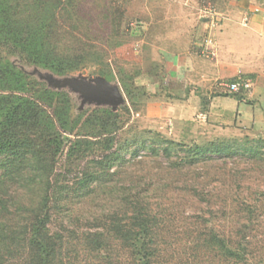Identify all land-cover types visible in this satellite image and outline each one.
I'll return each instance as SVG.
<instances>
[{
  "label": "rangeland",
  "instance_id": "1",
  "mask_svg": "<svg viewBox=\"0 0 264 264\" xmlns=\"http://www.w3.org/2000/svg\"><path fill=\"white\" fill-rule=\"evenodd\" d=\"M110 1L74 0L59 15L57 47L70 58L80 54L82 67L71 75L93 78L99 68H106L115 76L129 107L118 110L121 128L115 147H128L108 175L87 186L80 180L92 170L90 159L99 157L100 149L83 159H67L64 154L56 159L51 177L64 188L51 212L50 230L62 237L54 264H136L113 235L106 236L103 250L94 249L86 237L106 229L111 220L124 218L137 197L148 205L154 226L153 264H236L208 241L211 232L243 249L246 264H264V76L254 92L247 78L236 75L248 80L250 87L237 92L241 98L232 101L225 86L232 80L211 89L181 74L172 79L168 73L174 54L190 50L211 56L205 43L212 40L220 19L216 14L227 0H115L114 21L103 13ZM249 1L264 10V0ZM16 63L32 69L22 60ZM121 79L134 89L131 99ZM192 89L197 98L188 100L190 107L182 116L167 110L164 102L153 104L158 95L167 102L166 93L174 90L187 100ZM71 97L74 115L79 100L75 94ZM92 108L85 105L83 110L89 114ZM203 110L205 117L199 115ZM160 135L181 143L168 157L142 146L157 145ZM211 143L228 145L231 153H207L196 163L188 162V147ZM39 187L32 182L6 188L0 207L1 264L27 263L21 260L26 249L16 246L9 232L15 227L14 214L21 211L20 218L28 217L27 210L39 199Z\"/></svg>",
  "mask_w": 264,
  "mask_h": 264
},
{
  "label": "trees",
  "instance_id": "2",
  "mask_svg": "<svg viewBox=\"0 0 264 264\" xmlns=\"http://www.w3.org/2000/svg\"><path fill=\"white\" fill-rule=\"evenodd\" d=\"M73 1L0 0V207L5 204L8 186L24 187L32 182L40 185L36 205L27 210L26 218L19 217L21 211L14 214L15 227L9 232L15 245L26 249L21 259L26 264H54L61 250L62 237L50 230L52 207L58 206L63 192V186H58L51 177L56 159L63 154L67 159H83L96 148L100 149L102 154L90 159L92 170L80 180L81 186H87L108 175L109 169L123 159L121 151L128 147H115L121 128L118 110L129 111L125 101L115 109L110 105L86 103L93 106L89 114L83 110L85 105L82 109L78 105L77 113L72 115L71 94H75L80 103L78 94L69 88H52L36 73H31L36 68L63 77L82 67L80 54L70 58L62 55L57 47L59 15L72 6ZM116 2L111 0L104 7L106 19L115 20ZM11 56L17 59L11 60ZM18 60L32 69L16 63ZM96 74L114 83L115 76L109 69L99 68ZM120 83L127 99H131L134 89L124 79ZM231 97L241 98L237 92ZM80 129H89V133L82 135ZM88 135L89 138L84 137ZM158 139L155 146H142L149 148L152 154L161 152L168 157L175 146L181 144L161 135ZM187 150L191 164L207 153H231L228 145L212 143L193 145ZM137 198L130 201L131 208L129 213H124V218L111 220L106 229L92 231L86 238L94 249L103 250L108 245L106 236L113 235L129 249L136 264H153L154 226L148 205ZM208 241L216 245L226 259L246 264L244 250L231 247L215 232H211Z\"/></svg>",
  "mask_w": 264,
  "mask_h": 264
},
{
  "label": "crops",
  "instance_id": "3",
  "mask_svg": "<svg viewBox=\"0 0 264 264\" xmlns=\"http://www.w3.org/2000/svg\"><path fill=\"white\" fill-rule=\"evenodd\" d=\"M255 7L249 0H227L224 10L218 13L219 24L212 40L205 43V47L211 50V56L194 55L190 50L181 56L174 54L171 56L173 65L168 67L170 77L175 79L181 74L197 86L216 89L221 81L233 80L241 74L257 92L261 76H264V10L255 11ZM244 15H247L245 24L242 23ZM172 42L174 44L177 39ZM193 89L187 100L178 97L174 90V93H166L167 102L162 100L164 95H158L154 100L157 102L153 104L159 106L160 102H164L161 105L166 106L167 110L171 109L176 115L182 116L190 107L188 100L193 96L197 98ZM253 95L256 97L257 94ZM231 99L235 101L234 97ZM208 103L212 104V99ZM199 115L205 117V111H199Z\"/></svg>",
  "mask_w": 264,
  "mask_h": 264
},
{
  "label": "water",
  "instance_id": "4",
  "mask_svg": "<svg viewBox=\"0 0 264 264\" xmlns=\"http://www.w3.org/2000/svg\"><path fill=\"white\" fill-rule=\"evenodd\" d=\"M31 73H36L52 88H69L72 92L77 93L80 98L79 109H82L86 103L110 105L115 109L125 101L118 84L108 81L101 75H96L93 78L75 75L56 77L51 73H43L36 68Z\"/></svg>",
  "mask_w": 264,
  "mask_h": 264
},
{
  "label": "built area",
  "instance_id": "5",
  "mask_svg": "<svg viewBox=\"0 0 264 264\" xmlns=\"http://www.w3.org/2000/svg\"><path fill=\"white\" fill-rule=\"evenodd\" d=\"M255 11H259V7H255ZM216 18H219V15L216 14ZM247 22V15H244L242 17V23L245 24ZM218 25V23H217ZM227 91L230 93L239 92L241 90H246L250 87V82L248 80H245L243 78H235L229 83L225 84Z\"/></svg>",
  "mask_w": 264,
  "mask_h": 264
}]
</instances>
